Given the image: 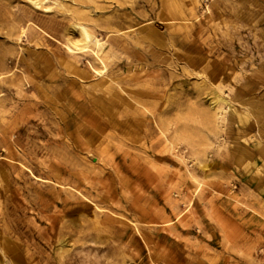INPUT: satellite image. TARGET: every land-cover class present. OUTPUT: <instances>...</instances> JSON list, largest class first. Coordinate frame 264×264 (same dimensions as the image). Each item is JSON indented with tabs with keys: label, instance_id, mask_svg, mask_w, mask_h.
I'll use <instances>...</instances> for the list:
<instances>
[{
	"label": "rangeland",
	"instance_id": "374dc122",
	"mask_svg": "<svg viewBox=\"0 0 264 264\" xmlns=\"http://www.w3.org/2000/svg\"><path fill=\"white\" fill-rule=\"evenodd\" d=\"M76 21L106 69L69 63ZM7 238L24 264H264V0H0Z\"/></svg>",
	"mask_w": 264,
	"mask_h": 264
},
{
	"label": "bare ground",
	"instance_id": "6f19581e",
	"mask_svg": "<svg viewBox=\"0 0 264 264\" xmlns=\"http://www.w3.org/2000/svg\"><path fill=\"white\" fill-rule=\"evenodd\" d=\"M171 6L168 8L170 12L172 13L178 12L179 10L178 7H173V6L171 7ZM143 26L144 27L142 28H145V29H153L151 20H147ZM73 27L78 31V36L76 38L69 37L67 39L68 41L66 43V48H67L69 63L73 67L76 68L77 67V60H76L77 54L79 52H90L94 54L96 58L99 59V61L102 63V70L106 69L108 65L107 59L110 56V53L113 52L112 46L107 43L108 42L107 40L100 39L99 37H97L86 22L76 21L73 23ZM26 32H27V27L20 26L19 34H24ZM32 39L33 40L35 39L33 31H32ZM136 100L139 101V99H136ZM225 102H227V99L224 98L222 95H218L216 99H213L211 101V104L212 106H215L219 103L223 104ZM239 102L241 104L240 108H243L244 106L249 105L250 108L254 106L257 110L258 108L263 107V103L255 99H251L247 96H243V97L241 96L239 99ZM100 103H101L102 110L104 109L110 110V113H109L110 119L112 121H115V116H114L115 115V109H114L115 97L107 101H103V102L101 101ZM123 104L125 108L131 109V112L134 114L137 113L138 111L140 112L141 110L140 107L134 106L135 104H133L130 100L123 99ZM228 109H229V112L227 114V118L229 119V121L238 123L242 118H244V115L242 114V112L231 109L230 107ZM129 119L131 120V118ZM103 213L108 220L116 219L118 221L128 223L143 235V232L139 227L137 219H131L129 217L123 218L121 214H118L110 209L105 210ZM181 216L182 214H180L178 218H181ZM0 247L3 252L12 254L13 262L11 264H24L20 254L16 250V247L13 241H11L9 238L5 239V242L2 245H0ZM169 263L170 261L169 262L167 261V264Z\"/></svg>",
	"mask_w": 264,
	"mask_h": 264
}]
</instances>
